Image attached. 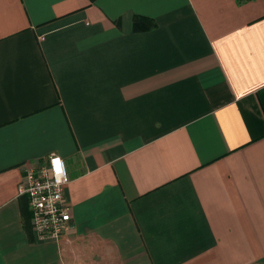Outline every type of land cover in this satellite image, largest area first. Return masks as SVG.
I'll list each match as a JSON object with an SVG mask.
<instances>
[{"label":"crops","instance_id":"obj_1","mask_svg":"<svg viewBox=\"0 0 264 264\" xmlns=\"http://www.w3.org/2000/svg\"><path fill=\"white\" fill-rule=\"evenodd\" d=\"M0 264H264V0H0Z\"/></svg>","mask_w":264,"mask_h":264},{"label":"built area","instance_id":"obj_2","mask_svg":"<svg viewBox=\"0 0 264 264\" xmlns=\"http://www.w3.org/2000/svg\"><path fill=\"white\" fill-rule=\"evenodd\" d=\"M59 159L60 167L55 161ZM65 160L52 153L38 165L25 167L19 192L29 198L31 220L37 240L58 241L67 232L72 215L71 205L65 199L70 183Z\"/></svg>","mask_w":264,"mask_h":264},{"label":"clouds","instance_id":"obj_3","mask_svg":"<svg viewBox=\"0 0 264 264\" xmlns=\"http://www.w3.org/2000/svg\"><path fill=\"white\" fill-rule=\"evenodd\" d=\"M55 164H56V167H57V168L60 167V161H59V159H57V160L55 161Z\"/></svg>","mask_w":264,"mask_h":264}]
</instances>
